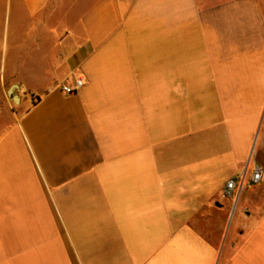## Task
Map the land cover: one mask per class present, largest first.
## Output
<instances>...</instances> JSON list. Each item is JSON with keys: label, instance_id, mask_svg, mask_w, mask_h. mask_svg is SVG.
<instances>
[{"label": "crops", "instance_id": "obj_1", "mask_svg": "<svg viewBox=\"0 0 264 264\" xmlns=\"http://www.w3.org/2000/svg\"><path fill=\"white\" fill-rule=\"evenodd\" d=\"M257 164L264 0H0V264H264Z\"/></svg>", "mask_w": 264, "mask_h": 264}, {"label": "built area", "instance_id": "obj_2", "mask_svg": "<svg viewBox=\"0 0 264 264\" xmlns=\"http://www.w3.org/2000/svg\"><path fill=\"white\" fill-rule=\"evenodd\" d=\"M84 85V79L79 77L76 79L75 83H62L61 88L66 93H74L79 91V89ZM264 179V168L261 165H256L250 179L252 185L260 183ZM238 185V178H230L224 188V194L229 197L234 196L235 189Z\"/></svg>", "mask_w": 264, "mask_h": 264}, {"label": "rangeland", "instance_id": "obj_3", "mask_svg": "<svg viewBox=\"0 0 264 264\" xmlns=\"http://www.w3.org/2000/svg\"><path fill=\"white\" fill-rule=\"evenodd\" d=\"M14 10V9H13ZM80 10L81 9H75L74 10V14L75 13H77V12H80ZM13 15H14V13H13ZM15 46H14V44H13V41L12 40H10V46H9V51H8V54L7 55H5V59H7L8 60V62H9V64H10V62H11V60L14 58V53H15ZM33 62H34V60H33V58L32 57H27V58H25L24 59V66H25V68H30V67H33ZM23 63V61L21 62V64ZM10 85H11V83L9 82L7 85H6V90L10 87Z\"/></svg>", "mask_w": 264, "mask_h": 264}, {"label": "water", "instance_id": "obj_4", "mask_svg": "<svg viewBox=\"0 0 264 264\" xmlns=\"http://www.w3.org/2000/svg\"><path fill=\"white\" fill-rule=\"evenodd\" d=\"M16 86H17L16 84L11 85L10 88L8 89V93L12 98H14L16 101H18L19 96L17 93H15V87Z\"/></svg>", "mask_w": 264, "mask_h": 264}]
</instances>
